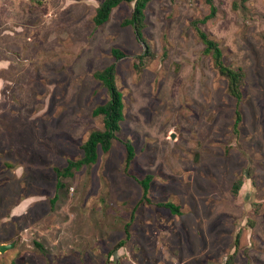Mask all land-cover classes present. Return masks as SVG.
<instances>
[{
  "label": "rangeland",
  "instance_id": "obj_1",
  "mask_svg": "<svg viewBox=\"0 0 264 264\" xmlns=\"http://www.w3.org/2000/svg\"><path fill=\"white\" fill-rule=\"evenodd\" d=\"M101 1L0 0V246L14 243L0 264H264V0H214L204 22L205 0H150L152 54L140 64L146 46L126 24L134 1L97 26ZM197 27L243 68L237 127L236 98ZM112 63L118 137L59 189L55 168L103 128L93 110L109 92L95 73Z\"/></svg>",
  "mask_w": 264,
  "mask_h": 264
},
{
  "label": "trees",
  "instance_id": "obj_2",
  "mask_svg": "<svg viewBox=\"0 0 264 264\" xmlns=\"http://www.w3.org/2000/svg\"><path fill=\"white\" fill-rule=\"evenodd\" d=\"M131 2L134 1V8L132 14L129 19L126 20V24H132L135 28L136 34L141 41H144L146 46L143 53L138 54L137 58L139 59V64L143 62V59L146 56L152 54L149 44L143 37L142 29L144 26V18H145V9L148 6L150 0H103L100 2L96 9V13L94 15V22L97 26L106 23L111 16V13L115 7L123 2ZM207 4L210 6V13L200 21H207L208 19L214 17L217 14V6L214 0H205ZM246 1V0H242ZM236 4V3H235ZM198 34L205 44V52L207 54H211L216 67L220 71V73L228 79V89L230 93L236 98L237 108H236V120L235 126L237 127L239 122L241 121V112H240V103L242 100L241 93V83L243 80L244 72L242 67L233 68L227 65L223 58V51L219 44V42L212 38L207 32L202 30L200 27H197ZM112 55L116 60L121 59L122 57L127 56V53L119 48H112ZM97 79L102 82V85L109 92V99L99 106H97L93 113L95 115H101L103 117V128L93 130L87 140L83 143V156L77 160L71 159L68 164L63 168H55V172L58 176L57 188H61L64 186V183L60 181L61 177L73 176L76 170H79L85 165H91L97 162L99 157V150H103L104 152H108L113 145L114 139H117V133L120 131V123L124 119V100L123 93L118 88L116 82V63H112L107 65L102 70H99L95 73ZM127 154H126V167H130L134 157H135V148L130 141L125 143ZM152 175H147L143 179L140 180V183L143 186V200L149 201V186L152 180ZM243 180L240 178L233 183L232 191L234 194H238L240 188L242 187ZM58 198L56 194L52 199L54 203ZM162 205L170 208L174 213H180V207L172 202H165ZM134 215H132V219ZM131 219V220H132ZM130 227L131 222L126 223V236L125 239H122L111 251L115 252L118 248L124 245L126 240H128L130 235ZM10 264H15L14 262ZM225 264H231V259L226 261Z\"/></svg>",
  "mask_w": 264,
  "mask_h": 264
},
{
  "label": "water",
  "instance_id": "obj_3",
  "mask_svg": "<svg viewBox=\"0 0 264 264\" xmlns=\"http://www.w3.org/2000/svg\"><path fill=\"white\" fill-rule=\"evenodd\" d=\"M13 246H14V243H11V244H2L0 246V251H5L6 249H9V248H11Z\"/></svg>",
  "mask_w": 264,
  "mask_h": 264
}]
</instances>
